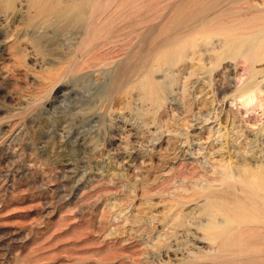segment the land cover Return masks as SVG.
Instances as JSON below:
<instances>
[{
    "label": "rangeland",
    "instance_id": "374dc122",
    "mask_svg": "<svg viewBox=\"0 0 264 264\" xmlns=\"http://www.w3.org/2000/svg\"><path fill=\"white\" fill-rule=\"evenodd\" d=\"M0 264H264V0H0Z\"/></svg>",
    "mask_w": 264,
    "mask_h": 264
},
{
    "label": "bare ground",
    "instance_id": "6f19581e",
    "mask_svg": "<svg viewBox=\"0 0 264 264\" xmlns=\"http://www.w3.org/2000/svg\"><path fill=\"white\" fill-rule=\"evenodd\" d=\"M244 73L243 72H241V70L239 71V72H237V78H240L242 75H243Z\"/></svg>",
    "mask_w": 264,
    "mask_h": 264
}]
</instances>
